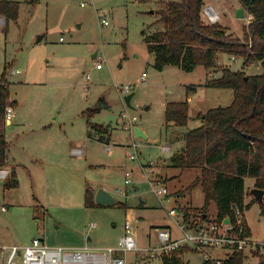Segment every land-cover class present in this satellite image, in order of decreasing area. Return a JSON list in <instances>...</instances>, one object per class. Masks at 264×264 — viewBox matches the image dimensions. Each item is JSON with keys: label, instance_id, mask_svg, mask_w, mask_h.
<instances>
[{"label": "rangeland", "instance_id": "374dc122", "mask_svg": "<svg viewBox=\"0 0 264 264\" xmlns=\"http://www.w3.org/2000/svg\"><path fill=\"white\" fill-rule=\"evenodd\" d=\"M13 1L20 3L17 20L0 15L5 20L0 24V79L6 72L18 115L7 126L8 140L27 167L17 168L16 188H5L11 170L0 168L9 171L7 179H0V248L27 246L41 238L51 247L103 252L117 246L129 218L140 251L122 254L126 264H162L161 255L149 256L147 249L158 244L157 229L175 226L170 210L197 208L191 214L204 212L211 220L217 214L213 201L203 208L202 185L191 188L201 170L175 168L170 162L185 144L183 133L198 127L199 114L229 106L234 99L233 90L207 87L206 81L222 76L224 68L249 76L263 73V67L254 62L243 69L242 57L221 53L210 69L202 65L191 72L175 66L156 69L142 32L163 29L158 11L168 0ZM203 2L221 15L214 25L243 38V26L252 16L240 0ZM240 8L245 9V18L236 16ZM191 84L197 91L188 98ZM125 85L132 87L130 92L117 89ZM129 94L130 106L124 100ZM187 99L188 126H168L166 105ZM103 103L104 108L96 110ZM88 109L94 110L89 121L104 126L106 134L101 136L88 125ZM123 114L136 117L135 125ZM44 121L53 129L46 139L54 138L59 160L51 158L55 148L43 149L44 134L37 127ZM135 127L143 129L147 139L136 137ZM100 137L110 140L102 142ZM163 145L169 152L162 150ZM71 146L83 149L84 155L70 153ZM128 153L136 158L129 159ZM151 161L155 167L148 173L143 168ZM127 170L133 171L129 185ZM149 180L162 183L168 194L159 198ZM87 184L96 192L106 188L122 205L87 207ZM245 185L243 218L257 244L244 247V264H256L264 253V198L259 202L251 193L254 178L247 177ZM200 253L185 249L180 253L182 263L202 264ZM224 253L220 248L210 250L215 259L224 258Z\"/></svg>", "mask_w": 264, "mask_h": 264}, {"label": "trees", "instance_id": "16d2710c", "mask_svg": "<svg viewBox=\"0 0 264 264\" xmlns=\"http://www.w3.org/2000/svg\"><path fill=\"white\" fill-rule=\"evenodd\" d=\"M39 0H28L38 3ZM252 16V21L243 26V38L228 33L220 25L206 24L202 20L203 0H168L158 11V22L163 29L151 34L142 32L150 53L154 55V67L163 70L175 66L186 72L198 65L206 69L216 65L219 54L225 53L244 59L243 69L254 62H260L264 69V0H240ZM20 3L0 0V15L17 20ZM6 72L0 79V168L7 162L9 142L6 138V108H15L10 98ZM207 87L231 89L234 99L229 106L214 107L199 114L203 124L185 133V145L180 152L170 157L171 166L179 169H200L201 175L191 188L202 185L204 205L215 202L217 219L229 218L235 222L233 206L245 210V179H255V187L264 190V72L246 76L243 71L222 69V76L206 81ZM196 91V85L188 87V96ZM97 108L96 110H98ZM92 109L86 117L88 125L100 135L106 134L104 126L89 121ZM165 121L168 125L187 126L189 102H171L165 107ZM102 141V138H99ZM5 188L19 186L16 171H11ZM85 205L96 206L94 191L87 184ZM122 203L118 202L117 206ZM264 211V203H262ZM182 210V209H181ZM197 208L183 209L189 215ZM203 210V209H202ZM206 214V213H205ZM204 215V212H203ZM241 226V225H240ZM244 236H251L247 222L242 220ZM185 248L161 255L162 264H183L180 253ZM264 260V253L260 254ZM202 264H244V252L238 250L219 263L203 260Z\"/></svg>", "mask_w": 264, "mask_h": 264}, {"label": "built area", "instance_id": "2783aa9c", "mask_svg": "<svg viewBox=\"0 0 264 264\" xmlns=\"http://www.w3.org/2000/svg\"><path fill=\"white\" fill-rule=\"evenodd\" d=\"M202 15H204L205 19L210 24H216L219 22V19H221L220 13L212 5H205L202 8ZM2 22L3 20L0 19V24ZM107 23L106 20H103V24ZM96 68L102 69V65L97 64ZM145 76L144 73L142 77L144 78ZM87 78L90 79V75H88ZM117 89L120 92L128 93L131 91L132 87L125 85L119 88L117 86ZM15 115L14 107L8 106L5 115L6 123H11ZM123 117L129 119L128 121L131 126L135 125L136 117L129 118L126 114H123ZM162 150L168 152L169 147L163 145ZM77 151L79 150H76V152ZM127 155L131 160L136 158L132 153H128ZM154 167L155 162L151 161L149 164L145 165L143 170L146 169L148 173H152ZM132 173L133 171L127 170L125 179L126 185L132 182L130 178ZM8 175V170L0 169V179L6 178ZM150 183L154 193L159 198L168 194L167 187L162 183L155 182L154 180L150 181ZM158 184H162V186ZM233 211L235 222L231 223L230 220V223H225L224 219L218 220L214 218L211 220L208 216L199 213L185 215V212L181 209L170 210L169 216L173 218L175 226L157 229L159 242L155 246L150 245L148 247V255L154 256L157 253L160 255H168L181 248H192L200 250L203 260H212L219 263L220 258H213L210 254V250L215 248L225 250L224 258H227L233 252L243 250L245 246H255L257 242L253 241L250 236H244L243 234L241 226L244 210L234 205ZM95 225L96 224H92V226ZM130 251H140V248L133 231L131 220L128 218L124 225V233L119 238L117 246L114 248L110 247L103 252L90 250L89 248L81 251H70L62 247H51L43 239L34 238L27 246L14 245L1 247L0 264H126V259L121 257V255H125Z\"/></svg>", "mask_w": 264, "mask_h": 264}, {"label": "crops", "instance_id": "0c3cea01", "mask_svg": "<svg viewBox=\"0 0 264 264\" xmlns=\"http://www.w3.org/2000/svg\"><path fill=\"white\" fill-rule=\"evenodd\" d=\"M3 18H4V16H3ZM3 20V22L1 23V24H4L5 23V20L4 19H2ZM219 56H220V54H219ZM98 70H101V69H98ZM192 85V84H191ZM197 91V90H196ZM197 94V93H196ZM188 98H191V94L188 96ZM188 100V99H187ZM97 108H99V109H102V108H104V107H97ZM14 110H15V108H14ZM15 113H16V111H15ZM17 113H16V118H17ZM198 117V116H197ZM14 120V119H13ZM13 120H12V122H13ZM11 122V123H12ZM47 121H44V122H42L38 127H37V130H40V131H43V134H44V146H43V149H49V150H52V149H54L55 147H54V145H55V143L54 142H52V140L54 139H46V137L49 135V133H51V131H53V129H52V127H51V125L50 124H47L46 123ZM199 124L197 125L198 127L199 126H201L202 124H203V122H202V120H200L199 119ZM11 123H7V125H6V138H7V140H8V136H7V126L8 125H10ZM168 125V124H167ZM168 126H170V127H172V126H174V125H168ZM187 126H188V124H187ZM184 127H186V126H184ZM197 128V127H196ZM188 131V130H187ZM187 131H185V132H187ZM185 132L183 133V137H182V141L183 142H185V139H184V136H185ZM102 136V135H101ZM69 139H70V137L69 136H67ZM110 137H111V133H110ZM55 139H60L59 137H57V138H55ZM100 140V139H99ZM109 140H110V138H108L107 140H104L103 138H102V142H109ZM62 143H63V145L65 146V144H64V142H63V140L61 139L60 140ZM70 141H71V143H73V141L70 139ZM8 142H9V149H8V156H7V162H6V165L3 167V168H9L11 171L14 169L15 171H16V173H17V176L19 175V166H23V167H27V164H26V162L23 160V159H21L20 158V156L17 154V153H13L12 152V149H11V145H10V141L8 140ZM49 142V143H48ZM185 145V144H184ZM184 145H181L180 146V150H179V152L182 150V148L184 147ZM56 150L54 151V152H52V155L53 156H51V158L52 159H57V160H59L60 159V154H61V152H59V149H57V148H55ZM108 149L110 150L111 148L110 147H108ZM76 150H79V151H77L76 152ZM169 152V151H168ZM70 153H73V154H75V155H84V151H83V149H81L80 147H78V148H75V147H72L71 146V150H70ZM41 156V155H40ZM55 156V157H54ZM41 158H42V156H41ZM41 158H38V159H36V161L37 162H40L41 161ZM9 162H11V164H9ZM18 168V169H17ZM19 178V177H18ZM5 179H7V178H5ZM245 187H246V185H245ZM94 189V188H93ZM96 190L97 189H94V200H95V194H96ZM105 190H107L106 188H105ZM204 193V192H203ZM204 199H205V197H204ZM145 201V200H144ZM215 203V202H214ZM96 204V203H95ZM215 206H216V204H215ZM216 210H217V207H216ZM216 213H217V211H216ZM213 218H217V214L213 217ZM245 220H246V222H247V225H248V227H249V224H248V221H247V219H246V217H245ZM164 227H172L171 225H167V226H164ZM163 228V227H162ZM250 229V228H249ZM251 231V230H250ZM252 235V234H251ZM88 240L89 241H91V238L89 237L88 238ZM150 246V245H149ZM224 255H225V253H224ZM180 256V255H179ZM181 257V256H180Z\"/></svg>", "mask_w": 264, "mask_h": 264}, {"label": "water", "instance_id": "95a60500", "mask_svg": "<svg viewBox=\"0 0 264 264\" xmlns=\"http://www.w3.org/2000/svg\"><path fill=\"white\" fill-rule=\"evenodd\" d=\"M236 16L238 18H245V9L244 8L238 9ZM132 97H133V94H129V95H126L124 98L126 104L129 106H130V101H131ZM104 106H105L104 103L100 105V107H104ZM134 134L136 137L147 139V135L145 134L144 130L139 128V127L134 128ZM251 193L253 194V196L255 197V199L257 201L263 202L264 190L257 188V187H254L251 190ZM95 203H96V205H99V206H117L118 205L117 199L104 189H99L96 192ZM224 222L230 223V219L225 218ZM256 264H264V260H261Z\"/></svg>", "mask_w": 264, "mask_h": 264}]
</instances>
